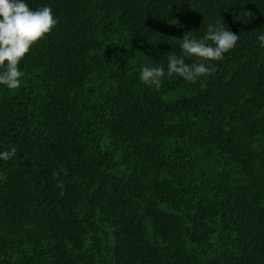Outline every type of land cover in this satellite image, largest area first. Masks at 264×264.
I'll return each mask as SVG.
<instances>
[{
	"label": "trees",
	"instance_id": "obj_1",
	"mask_svg": "<svg viewBox=\"0 0 264 264\" xmlns=\"http://www.w3.org/2000/svg\"><path fill=\"white\" fill-rule=\"evenodd\" d=\"M25 2L57 23L0 85V264H264V0ZM209 24V75L140 79Z\"/></svg>",
	"mask_w": 264,
	"mask_h": 264
},
{
	"label": "clouds",
	"instance_id": "obj_2",
	"mask_svg": "<svg viewBox=\"0 0 264 264\" xmlns=\"http://www.w3.org/2000/svg\"><path fill=\"white\" fill-rule=\"evenodd\" d=\"M53 10L44 6L31 9L25 0H0V85L15 90L21 85L24 73L19 68L20 61L30 48L48 34L56 25ZM180 45L181 55L167 53V70L163 66L144 67L140 79L157 90L162 79L178 75L185 81L195 83L202 76H207L211 69L205 61L222 60L225 53L235 47L239 36L225 25H208L206 35L196 39L192 32H185ZM264 46V34L258 36ZM185 57H196L197 62L186 63ZM17 154L13 146L10 150L0 152V160H10ZM54 177L59 176L53 173ZM57 187L63 189L64 182L58 180ZM63 194V192H61Z\"/></svg>",
	"mask_w": 264,
	"mask_h": 264
}]
</instances>
